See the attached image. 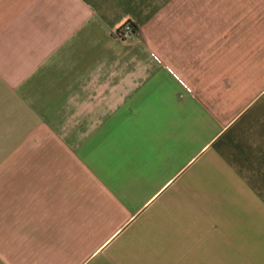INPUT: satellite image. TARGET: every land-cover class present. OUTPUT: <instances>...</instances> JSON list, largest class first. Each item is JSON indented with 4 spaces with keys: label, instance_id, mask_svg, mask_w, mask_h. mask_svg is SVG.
<instances>
[{
    "label": "crops",
    "instance_id": "1",
    "mask_svg": "<svg viewBox=\"0 0 264 264\" xmlns=\"http://www.w3.org/2000/svg\"><path fill=\"white\" fill-rule=\"evenodd\" d=\"M0 264H264V0H0Z\"/></svg>",
    "mask_w": 264,
    "mask_h": 264
},
{
    "label": "built area",
    "instance_id": "2",
    "mask_svg": "<svg viewBox=\"0 0 264 264\" xmlns=\"http://www.w3.org/2000/svg\"><path fill=\"white\" fill-rule=\"evenodd\" d=\"M135 29L131 22L126 23L115 33V36L123 42H133L135 40Z\"/></svg>",
    "mask_w": 264,
    "mask_h": 264
}]
</instances>
